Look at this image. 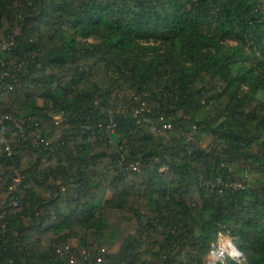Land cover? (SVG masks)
<instances>
[{"label": "trees", "instance_id": "trees-1", "mask_svg": "<svg viewBox=\"0 0 264 264\" xmlns=\"http://www.w3.org/2000/svg\"><path fill=\"white\" fill-rule=\"evenodd\" d=\"M11 38L0 264H264V0H0Z\"/></svg>", "mask_w": 264, "mask_h": 264}, {"label": "built area", "instance_id": "built-area-1", "mask_svg": "<svg viewBox=\"0 0 264 264\" xmlns=\"http://www.w3.org/2000/svg\"><path fill=\"white\" fill-rule=\"evenodd\" d=\"M12 43H13L12 38L10 39L9 42H1L0 48L2 50H5L7 47L11 46ZM6 76H10V71L8 70L0 71V77H6ZM51 118L54 124L58 125L63 119V114L61 112H54L51 114ZM4 132H5V126H1L0 134L3 136ZM1 141L5 142L3 137L1 138ZM133 169L135 170V168ZM14 182H18V179H14ZM219 184L220 181L218 180L215 185H219ZM232 186L237 187L239 189H243V186L237 183H233ZM13 205H16V203H13ZM227 258L235 262H241L242 255L235 248L234 244L230 239L219 235L218 238L211 243L210 248L208 250V254L204 258L202 264H227ZM97 262L100 263L101 258L97 259Z\"/></svg>", "mask_w": 264, "mask_h": 264}, {"label": "rangeland", "instance_id": "rangeland-1", "mask_svg": "<svg viewBox=\"0 0 264 264\" xmlns=\"http://www.w3.org/2000/svg\"><path fill=\"white\" fill-rule=\"evenodd\" d=\"M233 243V242H232Z\"/></svg>", "mask_w": 264, "mask_h": 264}]
</instances>
